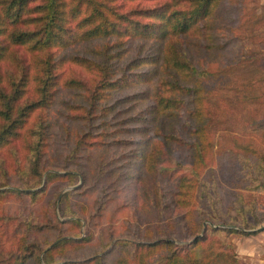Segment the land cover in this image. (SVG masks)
<instances>
[{"label": "trees", "instance_id": "1", "mask_svg": "<svg viewBox=\"0 0 264 264\" xmlns=\"http://www.w3.org/2000/svg\"><path fill=\"white\" fill-rule=\"evenodd\" d=\"M233 2L0 0V264H241L226 238L264 214L209 167ZM227 152L235 186L264 194V153ZM99 182L88 210L74 200ZM128 188L148 224L80 232Z\"/></svg>", "mask_w": 264, "mask_h": 264}, {"label": "rangeland", "instance_id": "2", "mask_svg": "<svg viewBox=\"0 0 264 264\" xmlns=\"http://www.w3.org/2000/svg\"><path fill=\"white\" fill-rule=\"evenodd\" d=\"M232 7L238 9L243 16L237 24V37L227 56L238 62L208 81L211 90L210 101L217 117L212 130L215 145L209 167L216 171L218 183L226 198L235 192H242L244 200L255 201L256 212L261 217L264 214V194L241 189L240 185L235 186V167L229 162L227 150H237L238 145L249 142L264 153V0H234ZM225 149L226 151H223ZM95 160L93 154L87 163L88 166L94 167ZM101 182L96 183L95 187L83 196L74 197V200L88 210L98 194ZM80 183L81 180H77L74 185L66 186L62 191L71 190ZM131 195L130 188L118 190L108 202L101 219H82L80 232L86 234L92 230L91 232L96 234L100 229H110L113 236L125 237L129 234L127 226L139 224L144 227L150 219L141 210L140 203L132 199ZM229 214L239 223L240 217L235 211V206L229 208ZM240 229L256 233L233 234L226 238V242L234 247L239 262L264 264V221L255 228ZM177 236L182 238L180 230L177 231ZM215 243L217 242L213 240L211 244L206 245L201 255H210L217 250ZM93 247H83L79 253L87 254ZM114 259L115 256L110 255L108 263L115 264Z\"/></svg>", "mask_w": 264, "mask_h": 264}]
</instances>
